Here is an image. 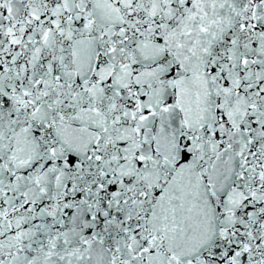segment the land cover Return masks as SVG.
<instances>
[{"label":"snow or ice","instance_id":"6c2138e0","mask_svg":"<svg viewBox=\"0 0 264 264\" xmlns=\"http://www.w3.org/2000/svg\"><path fill=\"white\" fill-rule=\"evenodd\" d=\"M0 264H264V0H0Z\"/></svg>","mask_w":264,"mask_h":264}]
</instances>
